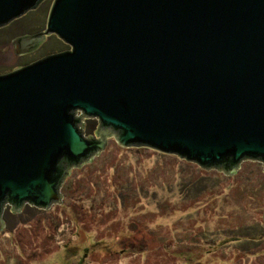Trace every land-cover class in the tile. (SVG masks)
Here are the masks:
<instances>
[{"label": "water", "instance_id": "95a60500", "mask_svg": "<svg viewBox=\"0 0 264 264\" xmlns=\"http://www.w3.org/2000/svg\"><path fill=\"white\" fill-rule=\"evenodd\" d=\"M39 1L0 0V26ZM42 32L69 47L0 73V225L5 201L58 200L104 127L205 166L264 162V0H53ZM43 37L19 35L15 50Z\"/></svg>", "mask_w": 264, "mask_h": 264}, {"label": "rangeland", "instance_id": "374dc122", "mask_svg": "<svg viewBox=\"0 0 264 264\" xmlns=\"http://www.w3.org/2000/svg\"><path fill=\"white\" fill-rule=\"evenodd\" d=\"M52 2L40 0L0 26V73L69 47L42 32ZM34 33L43 40L17 52L13 39ZM77 116L85 134L87 120H95L86 135L100 137L96 117ZM104 130V147L68 167L58 200L30 205L31 220L12 233L0 225V264H264L262 160L242 157L230 171L144 144L121 145L117 130ZM12 206L5 201L3 212Z\"/></svg>", "mask_w": 264, "mask_h": 264}, {"label": "trees", "instance_id": "16d2710c", "mask_svg": "<svg viewBox=\"0 0 264 264\" xmlns=\"http://www.w3.org/2000/svg\"><path fill=\"white\" fill-rule=\"evenodd\" d=\"M95 128V120L93 119H90V120H87V123H86V126H85V132L86 134L88 133H91ZM28 206L24 207V208H20L19 210H16V211H9V210H5L3 212V218H4V223H5V227H8L9 228V232L12 233L14 231V226L18 223H25L27 220H31V216L33 215L32 211L34 210V208H32V206H30L31 204L27 203ZM34 206V205H33ZM36 207V206H35ZM10 212V213H7ZM248 234H257V239H258V234L257 232H251L248 233ZM252 235L251 239H254L255 240V236ZM216 242L213 241V244L212 245H215ZM127 247H130L129 245ZM124 248H121L120 250L122 251ZM118 251L121 252V251ZM108 251H111V250H108ZM143 251H145L143 249V247L140 249V252L142 253Z\"/></svg>", "mask_w": 264, "mask_h": 264}]
</instances>
